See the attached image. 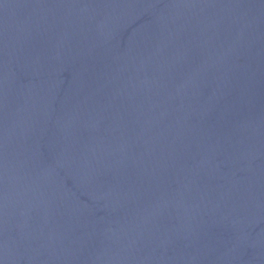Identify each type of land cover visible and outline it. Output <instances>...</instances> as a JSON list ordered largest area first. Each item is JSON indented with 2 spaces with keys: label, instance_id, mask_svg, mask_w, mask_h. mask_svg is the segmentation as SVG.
Returning <instances> with one entry per match:
<instances>
[{
  "label": "water",
  "instance_id": "obj_1",
  "mask_svg": "<svg viewBox=\"0 0 264 264\" xmlns=\"http://www.w3.org/2000/svg\"><path fill=\"white\" fill-rule=\"evenodd\" d=\"M0 264H264V0H0Z\"/></svg>",
  "mask_w": 264,
  "mask_h": 264
}]
</instances>
